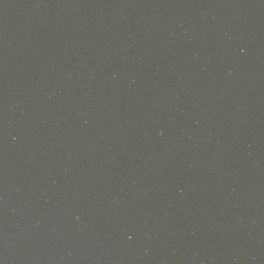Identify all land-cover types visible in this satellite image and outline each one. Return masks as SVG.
Returning a JSON list of instances; mask_svg holds the SVG:
<instances>
[{
    "label": "water",
    "instance_id": "95a60500",
    "mask_svg": "<svg viewBox=\"0 0 264 264\" xmlns=\"http://www.w3.org/2000/svg\"><path fill=\"white\" fill-rule=\"evenodd\" d=\"M0 264H264V0H0Z\"/></svg>",
    "mask_w": 264,
    "mask_h": 264
}]
</instances>
